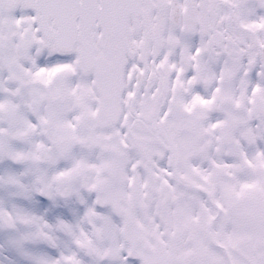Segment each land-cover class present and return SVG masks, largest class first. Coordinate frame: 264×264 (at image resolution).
<instances>
[{"label": "snow or ice", "instance_id": "snow-or-ice-1", "mask_svg": "<svg viewBox=\"0 0 264 264\" xmlns=\"http://www.w3.org/2000/svg\"><path fill=\"white\" fill-rule=\"evenodd\" d=\"M0 264H264V0H0Z\"/></svg>", "mask_w": 264, "mask_h": 264}]
</instances>
